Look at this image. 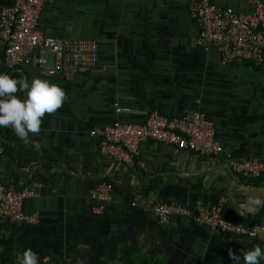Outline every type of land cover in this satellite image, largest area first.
I'll return each mask as SVG.
<instances>
[{
	"label": "crops",
	"instance_id": "0c3cea01",
	"mask_svg": "<svg viewBox=\"0 0 264 264\" xmlns=\"http://www.w3.org/2000/svg\"><path fill=\"white\" fill-rule=\"evenodd\" d=\"M213 2L243 14L255 10L254 0ZM9 4L0 0V16ZM38 29L58 39L96 40L99 66L71 79L32 64L10 70L0 36V73L47 79L66 93L62 106L43 116L40 132L30 134L39 150L13 132L0 154V179L31 188L23 211L39 214L36 225L0 230V264H17L25 248L39 263L56 257L61 264H117L126 251L160 264H236L229 250L264 249V230L238 236L179 214L161 223L149 207L162 201L192 211L217 208L225 219L260 223L264 176H246L234 164L264 162V63H225L202 38L191 0H55L42 7ZM152 112H199L222 152L206 157L148 141L130 167L106 156L91 134L117 122L143 123ZM103 182L114 189L97 213L91 189Z\"/></svg>",
	"mask_w": 264,
	"mask_h": 264
},
{
	"label": "built area",
	"instance_id": "2783aa9c",
	"mask_svg": "<svg viewBox=\"0 0 264 264\" xmlns=\"http://www.w3.org/2000/svg\"><path fill=\"white\" fill-rule=\"evenodd\" d=\"M55 0H12L4 6L0 16V36L5 42V61L13 70L21 64H32L44 74H60L71 79L77 73L94 71L99 66V44L94 39H58L44 35L38 29L43 6ZM253 13L243 14L232 7L220 6L213 0H191L193 18L200 26L202 38L215 46L227 64L264 63V0H254ZM51 62V64H49ZM102 152L119 162L134 166L141 147L148 141L163 142L178 150L213 156L222 152L215 140V130L202 114L164 116L149 113L143 123H120L95 128ZM6 138L0 134V154L5 152ZM237 171L246 176H264V162L248 159L235 163ZM114 185L103 182L91 189L97 213L103 212L111 201ZM34 191L29 187L8 185L0 179V218L17 225H36L39 214H26L23 202ZM149 207L161 223L175 214L191 216L197 222L223 233L256 236L264 230V208L260 223L247 226L225 219L219 209L192 211L178 203L151 201Z\"/></svg>",
	"mask_w": 264,
	"mask_h": 264
},
{
	"label": "clouds",
	"instance_id": "9594fccd",
	"mask_svg": "<svg viewBox=\"0 0 264 264\" xmlns=\"http://www.w3.org/2000/svg\"><path fill=\"white\" fill-rule=\"evenodd\" d=\"M23 93V95H17ZM65 90L47 79L34 77L31 81L0 73V128L10 127L25 144L31 143L39 150L40 144L31 140L30 134L40 132L43 116L59 109L65 100ZM251 205L260 206L261 200L253 199ZM232 260L240 264H260L264 260V249L254 246L240 255L229 250ZM17 264H39L38 254L25 248L18 254Z\"/></svg>",
	"mask_w": 264,
	"mask_h": 264
},
{
	"label": "trees",
	"instance_id": "16d2710c",
	"mask_svg": "<svg viewBox=\"0 0 264 264\" xmlns=\"http://www.w3.org/2000/svg\"><path fill=\"white\" fill-rule=\"evenodd\" d=\"M247 63H251V62H247ZM0 134L6 137L7 140H10L13 137V130L10 127L0 128ZM27 225L28 224H23L19 226L15 223H12L8 219L0 218V230L11 229L12 231H17V230H21L23 227ZM126 254H124L123 256L119 258L117 264H160L161 263L158 260H155V259L151 260V258L145 255L144 256L141 255L140 252H137L136 254H134L132 251H126ZM39 264H61V263H60V260L54 257V258H49L46 261H42ZM70 264H80V263L72 261L70 262Z\"/></svg>",
	"mask_w": 264,
	"mask_h": 264
}]
</instances>
